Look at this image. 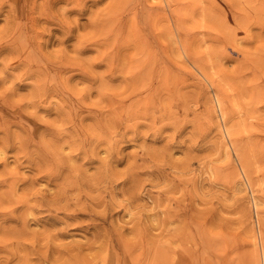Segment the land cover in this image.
I'll use <instances>...</instances> for the list:
<instances>
[{"label": "rangeland", "instance_id": "374dc122", "mask_svg": "<svg viewBox=\"0 0 264 264\" xmlns=\"http://www.w3.org/2000/svg\"><path fill=\"white\" fill-rule=\"evenodd\" d=\"M8 189L67 255L262 264L264 0H0ZM58 191L82 215L45 222Z\"/></svg>", "mask_w": 264, "mask_h": 264}, {"label": "bare ground", "instance_id": "6f19581e", "mask_svg": "<svg viewBox=\"0 0 264 264\" xmlns=\"http://www.w3.org/2000/svg\"><path fill=\"white\" fill-rule=\"evenodd\" d=\"M186 16V15H185ZM184 16V18H185ZM192 17V16H191ZM182 18V17H181ZM187 18V17H186ZM194 18V17H193ZM186 20V19H185ZM184 20V21H185ZM188 20H191V19H187L186 21ZM193 20V19H192ZM183 21V22H184ZM211 21V20H210ZM189 22V21H188ZM188 22H187V25H188ZM196 22V21H195ZM203 22V21H202ZM194 23V22H193ZM185 24V23H184ZM201 24V23H200ZM199 24V25H200ZM180 25V22L179 24ZM182 27H184V25H181ZM207 26V25H206ZM216 26V25H215ZM180 27V26H179ZM181 27V28H182ZM190 27V25H189ZM183 29V28H182ZM185 29V28H184ZM187 29V28H186ZM216 29V28H215ZM235 32V31H234ZM233 32V33H234ZM172 36V35H171ZM233 36V35H232ZM171 38V37H170ZM233 39V38H232ZM191 42V41H190ZM175 43V41H174ZM218 43H221V42H218ZM216 44V43H215ZM217 45V44H216ZM219 45V44H218ZM222 46V45H221ZM220 46V47H221ZM192 49V48H191ZM214 49V48H213ZM223 49V48H222ZM211 50V49H210ZM194 51V50H193ZM223 51V50H222ZM196 52V51H195ZM223 53V52H222ZM188 54L191 56V54L188 52ZM215 54V53H214ZM193 56L196 55V54H192ZM201 56V55H200ZM208 56V55H207ZM206 56V57H207ZM203 57V55L201 56ZM200 59L202 60L203 58ZM192 58V56H191ZM194 58V57H193ZM209 58V57H208ZM195 59V58H194ZM198 59V60H197ZM197 62L200 60L199 58H197ZM200 60V61H201ZM209 60V59H208ZM199 61V62H200ZM211 61V60H210ZM201 63V62H200ZM198 63V64H200ZM205 63V61H204ZM203 65V64H202ZM148 72V71H147ZM162 75V74H161ZM168 78L169 80L172 78V77H169L168 75ZM173 79V78H172ZM171 79V80H172ZM165 79H162V81L164 82ZM168 80V79H167ZM170 82V81H169ZM166 83L165 85H168L166 80L165 82ZM170 84V83H169ZM161 85L162 82H161ZM164 85V86H165ZM153 90V89H152ZM157 91V90H156ZM153 94V92H152ZM148 95V94H146ZM145 96V95H144ZM215 96V95H214ZM217 96V95H216ZM149 97V95H148ZM218 97V96H217ZM216 101V99H215ZM218 101V100H217ZM167 103V102H166ZM220 103V102H219ZM164 104V103H163ZM217 104V103H216ZM219 106V105H218ZM122 107V105H121ZM125 107V106H124ZM221 107V106H220ZM127 109V108H126ZM220 113L222 112L219 110ZM223 114V113H222ZM221 115V114H220ZM64 117V116H63ZM223 117V116H222ZM230 133V131H228ZM226 132V133H228ZM232 132V130H231ZM236 132V131H235ZM234 133V131L232 132ZM229 136V134H227ZM90 137V136H89ZM227 137V136H226ZM92 140V138H89ZM242 140V139H241ZM236 142V141H235ZM244 143V142H243ZM246 143V142H245ZM244 143V144H245ZM42 144V143H41ZM46 144V143H45ZM238 144V143H237ZM247 144V143H246ZM245 144V145H246ZM48 145V144H47ZM241 145V144H240ZM41 146V145H40ZM43 146V145H42ZM42 146L40 147V149L42 148ZM84 146V145H83ZM239 146V145H238ZM243 146V145H241ZM248 146V144H247ZM249 148V146H248ZM44 150V148H42ZM245 150V149H244ZM243 150V151H244ZM47 151V150H45ZM45 151H42V152H45ZM52 151V150H51ZM50 151V153H52ZM252 151V150H251ZM239 152V151H238ZM248 152V151H247ZM254 152V151H253ZM46 153V152H45ZM49 153V155H50ZM242 153V152H241ZM40 154V157H42L41 155V151L39 152ZM252 154V153H250ZM48 155V154H47ZM57 155V154H56ZM242 155V154H240ZM244 155V153H243ZM246 155V154H245ZM254 155V154H253ZM255 156V155H254ZM251 157L252 159L254 158ZM44 157V155H43ZM43 160H41V164L43 163V165H45L44 163L47 162H50V161H47V160H44L45 158H43ZM59 157V156H58ZM57 159H60V157ZM240 158V157H239ZM244 158V157H243ZM247 158V156H246ZM48 159V158H47ZM50 160L52 159L49 158ZM241 159V158H240ZM249 159V158H248ZM54 160V159H53ZM43 161H46V162H43ZM57 161V160H56ZM59 161H62V158L59 160ZM54 162V161H53ZM52 162V163H53ZM58 162V161H57ZM55 163V162H54ZM60 163V162H59ZM249 163V161H248ZM60 164H63L60 163ZM240 165V164H239ZM48 166H54L55 165H47ZM63 166V165H62ZM61 166V167H62ZM53 167V168H54ZM57 167V166H56ZM55 167V168H56ZM49 168V167H48ZM52 168V167H51ZM47 169L48 173L51 174V175H54L56 176V174H58L57 172H55L53 170V168L51 169ZM60 168V167H59ZM241 168V167H240ZM59 171V170H58ZM239 171V170H238ZM242 171V170H241ZM244 174V173H243ZM100 178V177H99ZM245 178V177H244ZM247 181V180H246ZM249 183V182H247ZM250 184V183H249ZM65 189V188H64ZM61 190V189H60ZM63 190V189H62ZM16 192H14V189H8V190H0V264H99V262L101 261L102 263L101 264H112V262L109 260V254H110V251H113L114 253H118L116 252L115 250H109V242L106 238V236H104L103 239H105V241H107V245L104 246V244H100V242H102L100 240L99 242V245H101V250H96L95 252L92 250H88L87 253H82V252H79L81 251V249L79 248V251L76 252L74 250V252L76 253H69L68 255L66 253L70 252L71 251V248L68 250H53V245H54V241H53V236L52 234L50 233L51 231H45V232H42V233H39V235H37L38 233H35V232H30L27 227L29 226V219L30 216H34V206L30 205L27 201V204L26 206L24 207L23 205V201L26 199L24 197H16L15 194ZM15 196V197H14ZM68 195L66 196L65 192L64 191H58V192H55V194H51V197H49V200H46L47 202L45 203L43 200H40L39 202V205L43 206V205H47L48 207L46 208L48 211H51L49 212L45 218L43 219L45 222H62L65 221L66 218H71V219H77L80 215H82V212H70L69 209H70V204L68 202ZM256 199V198H254ZM65 200V201H64ZM64 201V203H62ZM255 201V200H254ZM30 205V206H28ZM254 205V204H253ZM255 207V206H254ZM257 207V206H256ZM36 208V206H35ZM61 210V211H60ZM62 212L64 215L63 217H60L59 216V213ZM260 213V212H259ZM199 215V214H198ZM262 219V218H261ZM67 220V219H66ZM74 222V221H73ZM94 227H97V225L93 224ZM259 226V225H258ZM178 228V227H177ZM176 228V231L178 230ZM51 229V227L49 228ZM183 230V229H182ZM185 230V229H184ZM183 230V232H184ZM259 230V229H258ZM179 231V230H178ZM177 231V232H178ZM254 231V230H253ZM252 231V232H253ZM260 231V230H259ZM180 232V231H179ZM182 232V231H181ZM53 233V231H52ZM254 233V232H253ZM252 233V234H253ZM258 233V231H257ZM255 235V234H254ZM259 235V233H258ZM255 238V236H254ZM263 238V237H262ZM102 239V240H103ZM254 240V239H253ZM126 241H130V240H127L126 238ZM261 241V240H260ZM255 242H256V239H255ZM254 242V244H255ZM52 244V245H51ZM71 244V243H70ZM74 244V243H73ZM121 244V243H120ZM253 244V245H254ZM261 244V243H260ZM68 245V244H67ZM66 245V246H67ZM76 245V244H75ZM122 245V244H121ZM130 245V244H129ZM258 244L254 245L255 247L257 246ZM264 244H261V247L262 249H264ZM73 245H70L69 247H72ZM79 246V245H77ZM76 246V247H77ZM81 246V245H80ZM263 246V247H262ZM100 247V246H99ZM66 248V247H65ZM64 248V249H65ZM78 248V247H77ZM76 248V249H77ZM82 248V247H81ZM92 248V247H91ZM134 248V246H133ZM75 249V247H74ZM98 249V248H97ZM125 249V248H124ZM132 249V248H131ZM158 250H160V248H157ZM255 249V248H254ZM164 250V249H163ZM252 250V249H251ZM126 253H129L131 252V250H123ZM170 251V250H169ZM168 251V252H169ZM203 251V250H202ZM201 251V252H202ZM256 251V250H255ZM254 251V252H255ZM85 252V250L83 251ZM136 252V251H135ZM147 252V251H146ZM171 252V251H170ZM169 252V253H170ZM204 252V251H203ZM132 253V252H131ZM148 253V252H147ZM152 250H151V257H152ZM161 253V250L160 252ZM200 253V252H199ZM157 254V253H156ZM175 254V253H171L170 254V258L172 257V255ZM186 254V253H185ZM256 254V255H255ZM254 255L256 257H258L259 255L257 253H255ZM261 254V253H260ZM154 255V253H153ZM161 256V254H158ZM164 255H165V252H164ZM163 253H162V256H164ZM258 255V256H257ZM131 256H135V253L134 255H131ZM161 256V257H162ZM122 257V256H121ZM167 257V255L165 256V258ZM175 257V255H174ZM188 257V256H187ZM135 258V257H134ZM155 258V255L154 257ZM164 258V257H163ZM117 262H120L122 259H120V257L116 258ZM159 259L161 260V258L159 257ZM255 259V258H254ZM132 260V259H131ZM164 260V259H163ZM162 260V261H163ZM168 258L167 260H165L164 263H166V261L168 262ZM257 260V258H256ZM124 261V262H123ZM129 261V259H128ZM127 261V257H125L124 260H122L123 264H128L129 262ZM137 261V260H136ZM156 261V259H155ZM155 261H151V262H155ZM172 261L173 263V260H170ZM159 262V260H158ZM259 262V260H258ZM147 263V262H146ZM145 263V264H146ZM156 263V262H155ZM154 263V264H155ZM117 264H120V263H117ZM153 264V263H152ZM157 264V263H156ZM161 264V262H160ZM262 264H264V250H262Z\"/></svg>", "mask_w": 264, "mask_h": 264}]
</instances>
